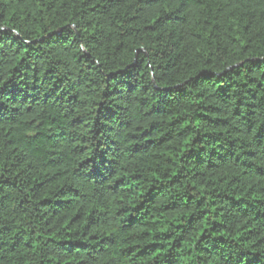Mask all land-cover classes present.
Wrapping results in <instances>:
<instances>
[{"label": "trees", "instance_id": "obj_1", "mask_svg": "<svg viewBox=\"0 0 264 264\" xmlns=\"http://www.w3.org/2000/svg\"><path fill=\"white\" fill-rule=\"evenodd\" d=\"M0 264H264V0H0Z\"/></svg>", "mask_w": 264, "mask_h": 264}]
</instances>
